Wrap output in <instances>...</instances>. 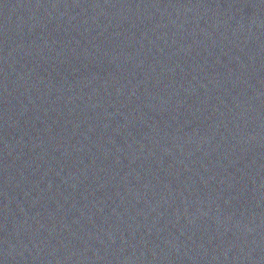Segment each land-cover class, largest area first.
Instances as JSON below:
<instances>
[{
  "label": "water",
  "instance_id": "obj_1",
  "mask_svg": "<svg viewBox=\"0 0 264 264\" xmlns=\"http://www.w3.org/2000/svg\"><path fill=\"white\" fill-rule=\"evenodd\" d=\"M0 264H264V0H0Z\"/></svg>",
  "mask_w": 264,
  "mask_h": 264
}]
</instances>
